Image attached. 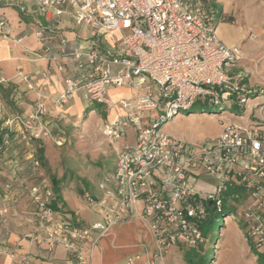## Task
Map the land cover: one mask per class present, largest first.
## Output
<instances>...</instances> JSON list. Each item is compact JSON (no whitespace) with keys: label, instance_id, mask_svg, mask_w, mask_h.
Here are the masks:
<instances>
[{"label":"built area","instance_id":"1","mask_svg":"<svg viewBox=\"0 0 264 264\" xmlns=\"http://www.w3.org/2000/svg\"><path fill=\"white\" fill-rule=\"evenodd\" d=\"M30 1L36 10L22 5L23 13H68L75 25L86 26L94 33L86 46L60 50V55L75 61L77 70L57 92L56 107L62 109L75 92L81 91L85 105L97 103L111 109L118 103L125 111L121 119L101 123L116 150L109 178L112 186L103 187L98 197L84 194L89 205L101 210L99 221L79 226L71 218H64L59 207L53 208L50 181L39 168V161L30 156L38 177L28 188L35 222L29 233L31 241L45 245L48 251L64 248L70 264H90L86 245L92 248L113 225L138 215L146 220L156 239L155 256L162 257L178 242L189 247L200 244L203 237L199 223L207 215V205L219 207L223 198L249 199L242 210L248 236L264 228V96H260L264 91H259L261 100L253 107L247 105L251 94L245 82L248 73L232 69L241 52L218 37L219 11L214 0ZM34 22L37 37L44 41V24L36 17ZM51 60L56 57L52 55ZM62 70L57 64L56 71ZM43 75L51 73L48 70ZM0 83L4 81L0 79ZM110 88H130L133 101L115 102L109 95ZM196 102L245 105L260 123L228 122L217 136L197 144L164 130L167 121ZM45 113L38 95L28 113L4 116L0 153L15 132L26 144L30 139L49 137ZM146 113H151L150 119L143 122ZM128 127L134 128L133 143L122 141ZM61 140L54 138L56 144ZM203 174L216 181L212 188L197 185ZM229 186L240 190L225 196ZM3 253L0 250V256ZM21 262L29 264V259L24 257ZM131 263L128 258L125 264Z\"/></svg>","mask_w":264,"mask_h":264},{"label":"crops","instance_id":"2","mask_svg":"<svg viewBox=\"0 0 264 264\" xmlns=\"http://www.w3.org/2000/svg\"><path fill=\"white\" fill-rule=\"evenodd\" d=\"M214 4L219 7L216 15L217 25L220 21L226 22L230 33V37L226 38L219 35L217 30L218 37L224 44L236 45L239 50L243 46L244 49L241 50L243 55L240 59L243 65L239 67L247 71L246 80L249 86L264 91V0H243L239 5L236 4L239 9L237 13L241 16L238 21L242 25L241 23L233 24L234 21L230 17L234 13L229 9L231 4L226 7L220 5L219 0H214ZM22 5L36 10V5L30 0H0V21H3V24H0V79L4 81L1 85L2 88H13L11 97L19 113L26 114L32 110L40 95L46 108L43 120L46 128L51 132L58 119L79 117L83 113L93 111V109L85 111L86 105L81 91L75 92L62 109L56 107L54 100L57 92L64 88L65 79L77 70L75 61L60 55V50L63 48L68 51L75 47H84L88 39L93 40L94 33L86 26L75 25L68 13L59 16H39L30 12L25 14L20 9ZM34 17L40 19L45 26L44 41L36 35ZM61 39H65L66 42L63 44ZM52 55L56 57V60H51ZM57 64L62 66V71H56ZM48 70L51 75L44 76L43 73ZM108 92L115 102L120 99L133 101L130 88H110ZM260 96H264V93ZM1 100L3 103L2 98ZM260 100L261 97L257 99V102ZM3 112V117L13 114L5 111L4 105ZM124 112L118 103L111 109L102 106L99 121L102 123L121 119ZM246 112L250 111L246 110ZM2 114L0 113V118ZM150 115L151 113H146L142 121L147 122ZM262 116L264 117V107ZM250 117H253L251 112ZM250 117L242 120L243 123L229 117H224V121L245 125L249 123ZM218 119L213 115L201 114L187 116L185 120L180 121V124L185 125L186 128H188L186 124L188 122L202 124L194 136L207 139L217 136L222 131L225 122L221 126ZM174 122L175 118L169 121L170 124ZM127 130H132L133 140L127 141L125 132L122 141L133 143L134 128L128 127ZM185 132L190 133L189 130ZM12 141L13 143L0 154V209L2 210L0 250L4 252L0 256V264H23L21 259L24 257L29 259V264H70L64 248L58 246L48 251L45 245L29 239V233L34 229L35 222L34 207L30 201L28 188L38 178L37 174L32 172L30 156L39 146H42L45 152L46 144L50 141L49 137L36 141L34 145L32 143L25 145L15 132ZM115 158L116 156L110 164L109 175L114 169ZM7 184L9 188H6ZM111 186L110 183L106 185V187ZM86 188L80 182L75 191H71L69 184H63L57 195L61 199L57 207L60 208L64 218H71L72 222L79 226H87L102 218L101 210L86 202L84 194L89 193ZM104 188L91 195L96 197L102 195ZM66 198L69 203L66 202ZM156 245V239L146 220L137 215L130 220L113 225L109 233L102 236L95 246L90 248L86 245L85 253L90 259V264H125L128 258L132 259L131 264L187 263L184 249L190 248L189 246L178 242L171 246L164 256L156 257Z\"/></svg>","mask_w":264,"mask_h":264},{"label":"rangeland","instance_id":"3","mask_svg":"<svg viewBox=\"0 0 264 264\" xmlns=\"http://www.w3.org/2000/svg\"><path fill=\"white\" fill-rule=\"evenodd\" d=\"M242 1L243 0H219L220 5L226 7H228L229 4L232 5L229 9L234 13V15L230 17L233 19L234 25L241 23L238 21L241 16L237 13L239 12L237 5ZM223 6L222 9L224 8ZM216 8L218 9L217 6ZM226 19L228 20V17ZM252 24L253 23L251 22V26ZM217 27L219 35H223L226 38L230 37L228 24H226V22L223 21L222 23L220 21ZM243 49L242 46L241 50L243 51ZM241 50L240 52L242 56L243 53ZM239 65H243L242 60L234 63L232 68L233 71L236 72L239 69H242ZM247 81L248 80L245 82L247 83ZM249 89L252 94L248 97L247 105L253 107L257 102V99H260L257 95L258 92L254 93V91L259 89H256L253 86H250ZM97 106L98 107L93 109L91 113L86 112L79 117L58 119L55 122L53 131H51V134L49 135L50 141L46 144V151L43 153L46 175L49 178L54 176L59 179L61 185L69 184L71 191H75L78 184L82 182L87 187L86 190L92 194L93 192H99L102 190V187H106L109 183L110 175L108 170L110 169V164L113 158L116 156V150L114 144L109 142L108 138L104 135L103 129L101 128V122L99 121V116L102 115V106L99 104ZM4 107L5 111L9 113L18 112L11 96H8ZM229 111H232L233 114L236 113L235 108H230L226 109L222 116H219L218 114L213 115L214 117H219L218 120L221 126H223V122L228 123L227 120L224 121V117H229ZM233 114L231 119L241 123H243L242 120L250 117V112H245V115L241 118L239 116H234ZM196 115L201 114L191 113L186 115L178 113L170 119L173 121V118H175V122L170 124L169 121H167L164 129L188 143L197 144L206 139V137L194 136V134L200 130L202 124L188 122L186 123L188 128H186L185 125L182 126L180 124V121L185 120L187 116L191 117ZM253 117L250 118L253 119ZM185 130H189L190 133L185 132ZM55 137L62 138L60 144L54 142ZM39 139L42 141L43 138ZM125 139L127 141L133 140L132 130L126 131ZM11 143H13L12 140L10 144ZM24 144L30 145L31 141H28V144L24 142ZM215 183L216 181L209 174L201 175L197 181L199 187L206 189L212 188ZM67 199L68 198H66V200ZM248 200L247 197H242L231 202L237 207L238 212L233 215H228L225 218L224 223L220 221V224L223 226L220 231H218L217 225L213 227V229L207 234L206 241L201 242L204 243V247H199L198 250L200 251V254L196 255L192 264H202L206 255L209 258L207 264H261L259 260L262 262L264 261V243H260V240L264 239V228L252 231L254 233L245 236L244 228L241 224L242 221L240 218L242 217V210L248 204ZM66 202L69 203L68 200ZM71 205H73V203ZM169 248L167 250H169ZM188 249L189 248L184 249L185 252H183L186 253Z\"/></svg>","mask_w":264,"mask_h":264},{"label":"trees","instance_id":"4","mask_svg":"<svg viewBox=\"0 0 264 264\" xmlns=\"http://www.w3.org/2000/svg\"><path fill=\"white\" fill-rule=\"evenodd\" d=\"M218 10H219V7H218ZM257 92L259 93V90L254 91V93H257ZM12 93H13V88H9V89L8 88H2V85L0 83V98L3 99L4 105L6 104V100H7L8 96H11ZM97 105H98L97 103H88L85 107V111L95 109L98 107ZM230 108L236 109V113H234V114L232 111L228 112L230 118H232V114L234 116H239V117L245 115V112H246L245 105L237 104L235 102L219 103L218 105H205V104H200L199 102H196L190 108L182 109L180 113L186 114V115L191 114V113H197V114H202V115L203 114H206V115L218 114L219 116H222L224 114L225 110L230 109ZM3 119H4V117L0 118V142L2 141V136H3V133L5 131V128L3 127ZM259 123H260V121L257 120L256 118L255 119L250 118L248 124L257 125ZM12 136L13 135H11V137H10V142L12 140ZM39 140L40 139H30L31 143H33V144H34V142L39 141ZM43 153H44V150H43L42 146H39V147H37V150L33 153V156L39 161V168L46 175L44 154ZM32 168H33L32 172L36 174V169L33 166H32ZM46 177L50 181L51 189L53 192V199L51 202V206L53 208H56L57 203L61 202V199H59V197H57V195L60 193L59 190H60V186H62V185L60 183V180L55 178L54 176L49 178L46 175ZM239 190H240V188H238V187L229 186L227 188V191L225 192V196H229L231 193L237 192ZM93 197H96V196H93ZM231 202H233V200L223 198L219 207H217L214 203L207 205V215L199 223V230L201 231V234L203 237V242L206 241L207 234L213 229V227L215 225H217L218 231H220L221 228L223 227L222 224H220V221H222V223H224L225 218L228 215H233V214L238 212L237 207L234 205V203H231ZM240 220L242 221L241 224L244 228V234H245V236H247V234H246V223L242 217L240 218ZM199 247H201V248L204 247V243H200L194 247H190L188 249V251L185 253L187 264H192L196 255L200 254V251L198 250ZM208 259L209 258L206 255V258L203 260L202 264H207ZM258 260H259V258H258ZM259 261L261 262V264H264V261L263 262L261 260H259Z\"/></svg>","mask_w":264,"mask_h":264}]
</instances>
